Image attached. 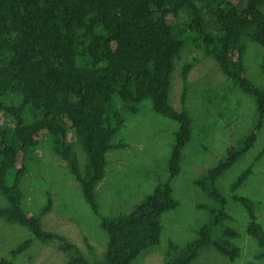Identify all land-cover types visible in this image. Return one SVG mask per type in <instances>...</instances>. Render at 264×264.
<instances>
[{
  "label": "trees",
  "instance_id": "16d2710c",
  "mask_svg": "<svg viewBox=\"0 0 264 264\" xmlns=\"http://www.w3.org/2000/svg\"><path fill=\"white\" fill-rule=\"evenodd\" d=\"M247 40L264 48V0H0V112L12 119L3 123L0 118V192L7 201L0 207V218L27 227L43 243L60 242L69 255L66 264H132L160 243L161 217L178 206L170 180L180 172L192 121L185 110L170 103L175 61L188 41L213 56L226 76L254 97L258 130L264 120V86L246 75ZM191 65L183 69L185 83ZM261 70L264 74V54ZM146 99L155 112L179 124L168 161L169 180L129 213L101 215L96 186L105 176L107 152L125 146L113 142L125 122L121 109L137 113ZM256 130L196 179L214 202L199 206L208 208L210 218L185 246L169 241L164 264H192L208 246L230 260L239 257L241 249L233 242L239 234L223 225L231 217L216 181L253 147ZM72 136L86 153L84 171ZM44 140L66 161L86 202L100 217L108 236L103 260L88 259L64 235L43 229L41 216L51 209L50 196L40 215L30 214L24 205L21 181ZM251 171L250 165L235 179L232 191ZM233 198L244 206L247 233L260 247L256 261L247 264H260L264 228L257 221L255 203L245 196ZM217 228L220 233L214 236ZM29 242L11 253L19 254ZM0 264L17 263L1 258Z\"/></svg>",
  "mask_w": 264,
  "mask_h": 264
},
{
  "label": "rangeland",
  "instance_id": "374dc122",
  "mask_svg": "<svg viewBox=\"0 0 264 264\" xmlns=\"http://www.w3.org/2000/svg\"><path fill=\"white\" fill-rule=\"evenodd\" d=\"M183 19L186 20L185 16ZM244 64L246 75L264 86L261 70L264 48L247 40ZM191 63L186 83L184 67ZM170 103L177 110H185L192 121V135L181 153L180 172L170 180L175 209L161 217L163 231L158 245L143 251L132 264H164L169 241L180 246L197 237L198 229L208 222L210 212L200 205L214 206V202L196 185V179L225 159L229 148L238 146L256 130L257 105L254 97L245 94L222 71L216 59L204 49L188 41L181 57L175 61L172 74ZM186 86V92L184 88ZM117 105L120 107L119 103ZM137 113L122 108L125 116L114 143L122 148L107 152L104 178L96 186L101 215L115 217L129 213L153 189L169 180L168 161L175 143L179 124L152 108L146 99L139 103ZM3 123L12 119L0 112ZM253 147L241 156L216 181L226 196V211L230 220L223 225L233 227L239 236L233 240L240 250L235 260L214 246L204 247L192 264H247L256 261L260 252L257 241L247 233L248 214L233 196H245L255 203L257 221L264 228V120L256 130ZM81 171L86 164V153L75 136L71 137ZM252 166L248 179L237 190L231 186L235 179ZM21 188L24 205L30 214L40 215L50 196V211L41 216L43 229L64 235L90 260H103L108 236L100 227V217L86 202L80 183L66 161L57 154L49 141H42L35 156L29 159ZM7 201L0 192V207ZM215 229L214 236L220 233ZM29 240L27 247L17 255L11 251ZM8 258L17 264H66L68 253L60 242L43 243L30 230L18 223L0 218V259ZM264 264V258L258 261Z\"/></svg>",
  "mask_w": 264,
  "mask_h": 264
}]
</instances>
